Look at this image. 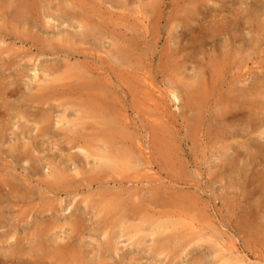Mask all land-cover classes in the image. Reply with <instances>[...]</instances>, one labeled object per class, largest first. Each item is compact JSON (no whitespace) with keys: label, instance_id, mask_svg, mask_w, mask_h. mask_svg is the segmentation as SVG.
Segmentation results:
<instances>
[{"label":"rangeland","instance_id":"rangeland-1","mask_svg":"<svg viewBox=\"0 0 264 264\" xmlns=\"http://www.w3.org/2000/svg\"><path fill=\"white\" fill-rule=\"evenodd\" d=\"M0 192V264H264V0H0Z\"/></svg>","mask_w":264,"mask_h":264},{"label":"bare ground","instance_id":"bare-ground-1","mask_svg":"<svg viewBox=\"0 0 264 264\" xmlns=\"http://www.w3.org/2000/svg\"><path fill=\"white\" fill-rule=\"evenodd\" d=\"M6 1H14V0H6ZM26 1V0H25ZM39 1H41V0H39ZM46 1V0H45ZM22 2V1H21ZM191 2V1H190ZM260 2H261V0H260ZM28 3V2H27ZM192 3V2H191ZM6 4V3H5ZM29 4V3H28ZM203 4V3H202ZM3 6V5H2ZM39 6H41V5H39ZM44 6V5H43ZM11 7V6H10ZM19 7V8H18ZM17 8H16V10H15V16L17 17V19L18 20H23V19H26V22H30L29 21V19H27V17L28 16H26V14L27 13H25V11H22V10H25L26 9V5H24V4H21L20 6H18ZM5 9V8H4ZM33 9V8H32ZM39 9V8H38ZM41 10V9H40ZM8 11V10H7ZM39 11V10H38ZM193 11V10H192ZM40 12V11H39ZM61 12H63V11H61ZM196 12V11H195ZM210 12V11H209ZM42 13V12H41ZM213 13V12H212ZM43 14V13H42ZM48 15V14H47ZM53 15V14H52ZM190 15V14H189ZM198 15H199V13H198ZM217 16V15H216ZM237 16V15H236ZM48 17V16H47ZM81 18V17H80ZM218 18V17H217ZM213 19V18H212ZM80 20V19H79ZM83 20V19H82ZM218 20V19H217ZM216 20V21H217ZM237 20V19H236ZM216 21H215V23H216ZM253 21V20H252ZM48 22V21H47ZM77 22V21H76ZM224 22V21H223ZM80 23H82V22H80ZM39 24H40V22H39ZM48 24H50V26L52 25L51 24V22H48ZM72 24V23H71ZM229 24H230V22H229ZM43 25V24H42ZM203 25H204V23H203ZM217 25V24H216ZM220 25V24H219ZM5 26V25H4ZM46 26V25H45ZM49 26V27H50ZM72 26H73V24H72ZM222 26V25H221ZM24 27V26H23ZM36 27V26H35ZM47 27V26H46ZM83 27V26H82ZM92 27H94V26H92ZM25 28V27H24ZM48 28V27H47ZM228 28V27H227ZM41 29V28H40ZM10 30V29H9ZM189 30V29H188ZM225 30V29H224ZM83 34V33H82ZM228 35V34H227ZM96 36H98V35H96ZM246 36H247V34H246ZM86 37V36H85ZM227 38V37H226ZM32 39V38H31ZM36 39V38H35ZM64 39V38H63ZM193 39V38H192ZM70 40V39H69ZM124 40V39H123ZM223 40V39H222ZM251 41H252V39H250ZM259 40V39H258ZM39 41V40H38ZM224 41V40H223ZM119 42V41H118ZM117 42V43H118ZM125 43V42H124ZM112 45H114V44H112ZM113 47V46H112ZM65 51H66V49H65ZM116 52V51H115ZM251 53V52H250ZM60 54V53H59ZM170 54V53H169ZM258 54V53H257ZM144 55V54H143ZM125 57H127V56H125ZM226 57H228V56H226ZM134 58V57H133ZM218 59V58H217ZM175 60V59H174ZM229 60V59H228ZM169 61V60H168ZM131 62H132V60H131ZM174 62V61H173ZM226 62V61H225ZM219 63V62H218ZM221 64V63H220ZM219 64V66H221ZM82 65V64H81ZM131 65V64H130ZM230 65H231V63H230ZM78 67V66H77ZM48 68V67H47ZM75 69V68H74ZM77 69V68H76ZM47 70V69H46ZM221 70H223L222 68H221ZM52 71V70H51ZM51 71H49V72H51ZM79 71V70H78ZM205 71V70H204ZM77 72V71H76ZM147 73V72H146ZM214 73V74H213ZM85 74V73H84ZM88 74V73H87ZM148 74V73H147ZM225 74V73H224ZM209 75H211L210 77L208 76L207 78V80H205V79H202V78H200V80L202 79V81L203 82H200V84H202L203 85V89L201 90L200 89V91H193V92H190L189 93V95H190V98H189V100H188V104L190 105V106H195V107H197V108H199V105L197 106V105H195L194 104V102L192 101V100H194V97H196V95H197V97H199L198 96V93H200L201 92V96L204 98V100H206L207 99V95H208V90L207 89H212V88H214L215 86H214V79H217V76H219V73H216L215 71H213V72H210V74ZM133 77V76H132ZM261 77H263V76H261ZM38 78V74L35 72V79H37ZM102 78H104V77H102ZM137 78H138V76H137ZM66 79V78H65ZM222 79H224V77H222ZM226 79V78H225ZM69 80V79H68ZM78 80V79H77ZM105 80H107V79H105ZM139 80V79H138ZM198 80V79H197ZM41 81V80H40ZM142 81H144V80H142ZM244 81V80H243ZM259 81V80H258ZM67 82V81H66ZM71 82V81H70ZM149 82V81H148ZM219 82V81H218ZM228 82H229V85H231V84H233L232 82V80H230V79H228ZM255 82V81H254ZM71 83H73V82H71ZM150 83V82H149ZM199 83V82H198ZM253 83V82H252ZM260 83V82H259ZM76 84V83H75ZM83 84V83H82ZM141 84H143V83H141ZM145 84V83H144ZM261 84V83H260ZM50 85H52V84H50ZM62 85V84H61ZM79 85V84H78ZM123 85H124V83H123ZM216 85V84H215ZM79 86H82V85H79ZM94 86V85H93ZM146 86V85H145ZM86 88H89V83L88 84H86V86H85ZM149 87H152V85H150ZM226 87V86H225ZM153 88V87H152ZM191 88V87H190ZM144 89H145V87H144ZM148 89V88H147ZM254 89H255V87H254ZM82 90H84V89H82ZM86 90V89H85ZM131 90V89H130ZM227 90V89H226ZM144 91H146V89L144 90ZM155 91V90H154ZM170 91V90H169ZM236 91H238L239 93H240V97H241V99L243 98V100L240 102V105L242 106H248V105H251V106H253L254 104L252 103L251 104V102H248L247 101V97H249L250 96V94H249V92H251V90L248 92V88L247 87H242V88H239V87H237V89H236ZM103 92V91H102ZM230 92V91H229ZM87 93V92H86ZM104 93H105V91H104ZM146 93V92H145ZM210 93V92H209ZM213 93V92H212ZM101 94V93H100ZM156 94V93H155ZM231 94V93H230ZM257 94V93H256ZM137 95H138V93H137ZM234 95V94H233ZM242 95H243V97H242ZM132 96V95H131ZM231 96V95H230ZM80 97H81V95H80ZM86 97V96H85ZM97 97V96H96ZM112 97H114V96H112ZM112 97H110V98H112ZM163 97V96H162ZM168 97L170 98L169 100H171L172 102H174V103H176V104H180L181 103V100H180V97H179V94L177 93V91L176 90H173V91H170L169 92V95H168ZM221 97V96H220ZM39 99H40V97H38ZM132 98V97H131ZM134 98H136V97H133V99ZM228 98V97H227ZM84 99V98H83ZM93 99V98H92ZM102 99H104V98H102ZM145 98L143 97V100H144ZM150 99H152V98H150ZM197 99V98H196ZM240 99V98H239ZM43 100V99H42ZM107 100V99H106ZM111 100V99H110ZM35 101V100H34ZM45 101V100H44ZM49 101V100H48ZM47 101V102H48ZM151 101V100H150ZM158 101V100H157ZM229 101V100H228ZM250 101V100H249ZM89 102V101H88ZM183 102V101H182ZM232 102H233V100H232ZM235 102V101H234ZM238 102H239V100H238ZM253 102V101H252ZM35 103H36V101H35ZM40 103V102H39ZM38 103V104H39ZM123 103V102H122ZM196 103H197V101H196ZM255 103V102H254ZM158 104V103H157ZM255 104H257V103H255ZM96 105V104H95ZM105 105V104H104ZM108 105V104H107ZM185 105V104H184ZM37 107V106H36ZM94 107V106H93ZM155 107V106H154ZM189 107V106H188ZM226 107V106H225ZM165 108V107H164ZM239 108H241V107H239ZM115 109V108H114ZM190 109V108H189ZM96 110V109H95ZM200 111V110H199ZM243 111V110H242ZM245 111H246V109H245ZM251 111V110H250ZM102 112V111H101ZM109 112V111H108ZM113 112V111H112ZM204 112V111H203ZM111 113V112H110ZM193 113H194V111H193ZM114 114V113H113ZM152 114V113H151ZM236 114H237V112H236ZM250 114V113H249ZM23 115V114H22ZM116 115V114H115ZM118 115V114H117ZM39 116V115H38ZM96 116V115H95ZM103 116V115H102ZM107 116V115H106ZM197 116V115H196ZM237 116V115H236ZM35 117V116H34ZM63 117H65V116H63ZM97 117V116H96ZM109 117V116H108ZM111 117H113V116H111ZM122 117V116H121ZM198 117H199V115H198ZM207 117V116H206ZM216 117V116H215ZM249 117V116H248ZM44 118V117H43ZM46 118V117H45ZM87 118V117H86ZM98 118H99V116H98ZM110 118V117H109ZM234 118H235V116H234ZM233 118V119H234ZM89 119H90V117H89ZM97 119V118H96ZM113 119V118H112ZM115 119V118H114ZM122 119L124 120V118L122 117ZM202 119V118H201ZM86 120V119H85ZM100 120H101V122H103V120L100 118ZM158 120V119H157ZM196 120V119H195ZM37 121H39V120H37ZM44 121H45V119H44ZM83 121V120H82ZM110 121V120H109ZM115 121V120H114ZM125 121H128V117H127V119H125ZM200 121V120H199ZM199 121L198 120H196V121H194V122H198L199 123ZM251 121V120H250ZM66 123H70V121H68V120H66L65 121ZM81 122V121H80ZM106 122V121H105ZM160 122V121H159ZM206 122V121H205ZM254 122V121H253ZM98 123V122H97ZM104 123V122H103ZM109 123V122H108ZM107 123V124H108ZM127 123V122H126ZM162 123V122H161ZM114 124V123H113ZM115 124H116V122H115ZM119 124V123H118ZM156 124H158V123H156ZM164 124V123H163ZM217 124V123H216ZM252 124V123H251ZM39 125V124H38ZM110 125V124H109ZM120 125V124H119ZM118 125V126H119ZM122 125V124H121ZM161 125V124H160ZM202 125V124H201ZM218 125V124H217ZM249 125H250V123H249ZM163 126V125H162ZM165 126H167L166 124H165ZM195 126H196V124H195ZM198 126V125H197ZM200 126V125H199ZM219 126V125H218ZM87 127V126H86ZM123 127H124V124H123ZM158 128H160L159 126H157ZM201 127V126H200ZM246 127V126H245ZM252 127V126H251ZM193 128V127H192ZM49 129V128H48ZM95 129V128H94ZM112 129V128H111ZM111 129L110 128H108V131H111ZM164 129V128H163ZM198 129V128H197ZM210 129H212V128H210ZM249 129V128H248ZM44 130V129H43ZM202 131V130H201ZM40 132V131H39ZM131 132V131H130ZM158 132V131H157ZM44 133V132H43ZM98 133V132H97ZM116 133V132H115ZM156 133V132H155ZM254 133V132H253ZM70 135V134H69ZM68 134H67V136H69ZM74 135V134H73ZM100 135V134H99ZM192 135V134H191ZM98 136V135H97ZM162 136V135H161ZM238 136H240V135H235V137H238ZM122 137V136H121ZM123 137H125L124 136V134H123ZM76 138V137H75ZM82 138H80V140H81ZM97 139H98V137H97ZM99 139H101V138H99ZM91 140V139H90ZM160 140V139H159ZM163 140V139H162ZM88 141V140H87ZM102 141V140H101ZM104 141V140H103ZM107 141V140H106ZM109 141V140H108ZM77 144V143H76ZM81 144V143H80ZM83 146V145H82ZM81 146V147H82ZM103 147H105L104 145H103ZM33 148V147H32ZM81 149V148H80ZM94 149V148H93ZM27 150V149H26ZM82 150V149H81ZM80 150V151H81ZM112 149L110 148V147H105V149H101V148H96V149H94V151H95V153H90L89 151H87V154H89V156H92V157H95V158H97V160H102L103 158H109L110 157V155H111V153H110V151H111ZM24 152V151H23ZM35 154V153H34ZM260 155V154H259ZM23 156V155H22ZM36 156V155H35ZM101 156H102V158H101ZM72 158V157H71ZM74 158V157H73ZM34 159V158H33ZM81 159V158H80ZM29 160V159H28ZM89 160V159H88ZM240 160V159H239ZM30 161V160H29ZM75 161V160H74ZM225 161V160H224ZM103 162V161H102ZM240 162V161H239ZM238 162V163H239ZM115 163V162H114ZM226 163V162H225ZM227 164V163H226ZM124 165V164H123ZM231 165V164H230ZM111 166H113V165H111ZM225 166V165H224ZM223 166V167H224ZM237 166V165H236ZM239 166V165H238ZM240 167V166H239ZM225 169H226V167H225ZM96 171V170H95ZM229 175V174H228ZM55 176V175H54ZM230 176V175H229ZM59 177V176H58ZM94 179V178H93ZM63 180V179H62ZM17 185H19V184H17ZM20 188V187H19ZM14 190V189H13ZM157 190V189H156ZM156 192V191H155ZM1 193V192H0ZM154 193V192H153ZM2 194V193H1ZM160 194V193H159ZM2 196V195H1ZM133 199V198H132ZM135 200V199H134ZM1 201H2V199H1ZM132 202V201H131ZM113 203H114V201H113ZM93 206V205H92ZM0 209H2V208H0ZM91 210V209H90ZM93 210H94V208H93ZM54 211V210H53ZM251 213V212H250ZM255 213V212H254ZM108 214V213H107ZM257 215H259L258 213H257ZM102 217V216H101ZM77 218V217H76ZM136 220V219H135ZM185 221H187L188 220V223H191V227H194L195 225H194V223H193V221H191L190 222V220L189 219H184ZM78 220H76V222H77ZM252 220L251 219H248V220H246V222L249 224H251V223H254V222H251ZM72 222V221H71ZM54 223H55V221H54ZM69 223H70V221H69ZM70 226V225H69ZM189 226V225H188ZM244 226V225H243ZM74 227V226H73ZM245 227V226H244ZM251 231L254 229L253 228V226H252V224H251ZM76 228V227H75ZM195 228V227H194ZM246 228H248V227H246ZM71 229V228H70ZM197 230H198V228H196ZM195 229H193V231H194ZM246 230V229H245ZM74 231H75V229H74ZM73 231V232H74ZM48 232V231H47ZM256 233V232H255ZM44 235H45V233H44ZM39 236V235H38ZM199 237V236H198ZM197 237V238H198ZM209 238H211V237H209ZM113 239V238H112ZM200 239V238H199ZM179 241V240H178ZM210 241V240H209ZM173 242H175V240L173 241ZM201 242H202V240H201ZM216 242V241H215ZM110 243V242H109ZM177 243V242H176ZM189 243V242H188ZM136 244H139V242L138 243H136ZM187 244V243H186ZM140 245H142V244H140ZM168 245H169V243H168ZM217 245L218 246H220L221 248L220 249H223V251H227L228 250V248H226V246L225 245H221V244H219V243H217ZM229 245H231L230 243H229ZM232 246L233 247H236V246H234L233 244H232ZM164 247V246H163ZM189 247V246H188ZM111 248V247H110ZM118 248V247H117ZM179 248V247H178ZM233 249H235V248H233ZM66 250V249H65ZM154 250V249H153ZM176 250H178V249H176ZM186 250V249H185ZM229 250H230V253L232 254L234 251L231 249V248H229ZM239 250V249H238ZM236 251V250H235ZM54 252V251H53ZM108 252V251H107ZM170 252V251H169ZM181 252V251H180ZM172 253V252H171ZM182 253V252H181ZM236 253H237V251H236ZM64 254V253H63ZM239 254V253H238ZM53 255V254H52ZM59 255V254H58ZM58 257V256H57ZM228 259H230V258H228ZM228 259H226V261H227V264H230L229 263V260ZM240 259V258H239ZM242 261V260H241ZM240 261V262H241ZM238 264V263H237Z\"/></svg>","mask_w":264,"mask_h":264}]
</instances>
